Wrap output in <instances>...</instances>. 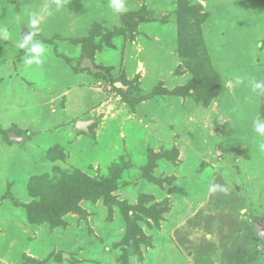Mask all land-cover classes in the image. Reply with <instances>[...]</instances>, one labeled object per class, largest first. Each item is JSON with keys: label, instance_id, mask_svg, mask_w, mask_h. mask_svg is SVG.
<instances>
[{"label": "rangeland", "instance_id": "1", "mask_svg": "<svg viewBox=\"0 0 264 264\" xmlns=\"http://www.w3.org/2000/svg\"><path fill=\"white\" fill-rule=\"evenodd\" d=\"M124 2L118 13L111 0H0V264H264V95L251 90L264 80V0ZM45 5L34 40L46 51L26 66L17 41ZM91 34L114 85L78 66ZM203 57L208 102L194 85ZM12 126L32 136L7 142ZM73 171L105 193L53 225L29 178ZM131 218L148 243L126 254Z\"/></svg>", "mask_w": 264, "mask_h": 264}, {"label": "trees", "instance_id": "2", "mask_svg": "<svg viewBox=\"0 0 264 264\" xmlns=\"http://www.w3.org/2000/svg\"><path fill=\"white\" fill-rule=\"evenodd\" d=\"M192 31V29L187 28L183 32L182 36H187L189 35V33H192ZM116 33L118 32H108L107 42L105 44L113 46L114 44L111 43V37L114 36ZM93 37L95 36L91 34L87 38V42L84 41V54L81 56V59L87 56L93 61V48L96 49L100 48L101 46L99 43H95L93 41ZM197 41L200 42V39L196 37L190 36V38L188 39V43L190 44L192 50H194L193 43L198 45ZM200 50L203 53L204 48L202 47V49L200 48ZM81 59L78 62V66L81 69H86L80 66ZM95 66L101 68L102 71L92 74L101 76L104 79L110 81L112 85H114L116 78L112 76L111 68L109 66H104L101 64H95ZM86 70L90 72L89 69ZM193 72L199 78V80L197 79L198 81H196L197 83L194 85H197V87L199 88V92L201 94L203 93L204 97L207 99L206 101L208 102L209 93H207L206 85L208 83L210 84V81L212 80L209 79V73H211V69H209V66L204 63V57L202 58L201 62H199V59L197 60V67L193 70ZM9 131H14L18 135H24L25 141L32 136L30 130H20L16 126H12L11 128L5 130V132L3 133V139L7 142H12L8 137ZM58 147H60V145L56 144L52 147V149L50 148V150H48L49 154L52 150ZM61 174L62 175L59 179L55 178L54 180L50 179L48 174L46 173L31 176L29 178L27 186L32 192V195L35 197H39L40 199L39 203L36 201L30 203L36 206L37 208L41 207L44 211V215H49L46 216V220L51 222L53 225L60 224L62 222L61 216L69 211L75 210L76 205L80 200H96L100 194L105 193L104 187H107V184L103 180H101L99 183L96 181H91L87 179L84 175H82L79 171H73L71 173L63 172ZM20 203L21 202L18 201V204ZM23 205L26 206L25 204ZM26 207H29V204ZM150 212L155 213V210L153 209V211ZM154 219H156V217ZM130 220V225L127 229L124 238V248L126 254L134 253L138 247V244L141 241L148 243L145 238H136V234L138 232L141 233V230L135 225L134 218H131Z\"/></svg>", "mask_w": 264, "mask_h": 264}, {"label": "clouds", "instance_id": "3", "mask_svg": "<svg viewBox=\"0 0 264 264\" xmlns=\"http://www.w3.org/2000/svg\"><path fill=\"white\" fill-rule=\"evenodd\" d=\"M57 7L60 6L59 0H56ZM116 12L122 13L127 11L126 5L124 0H111L110 5ZM30 28L31 31L29 34L24 35V37L17 41L18 47L20 49L25 50V57H24V64L26 66H30L32 64H41L42 63V56L45 54V46L39 40H34V35L39 29L40 24L43 22V19L46 16L52 15V11L48 5H45L40 12H31L30 14ZM0 36L3 38L8 39L10 38V33L6 28H0ZM30 54V55H29ZM234 81L236 85H239L243 82L240 76H235ZM252 92L256 93L257 95H264V80H256L251 84ZM254 131L258 133L261 137H264V121H261L257 118L254 122ZM260 149L264 150V143L260 144ZM217 190L221 192H226V188L224 186L215 184L209 188L210 192H216Z\"/></svg>", "mask_w": 264, "mask_h": 264}, {"label": "water", "instance_id": "4", "mask_svg": "<svg viewBox=\"0 0 264 264\" xmlns=\"http://www.w3.org/2000/svg\"><path fill=\"white\" fill-rule=\"evenodd\" d=\"M29 32L24 29L23 34H28ZM80 66L86 69H89L91 73H97L102 71L101 68L95 66V63L88 57H84L81 60ZM93 122V119H88V120H78L75 123V127L77 129L83 130L85 132L88 131V126ZM8 137L11 141H17L19 143H22L25 141V136L24 135H18L14 131H9L8 132ZM254 228L257 231V236L260 239L261 243L259 245V248L262 250V253L264 255V224L261 222H255L253 221ZM218 264V263H216Z\"/></svg>", "mask_w": 264, "mask_h": 264}, {"label": "crops", "instance_id": "5", "mask_svg": "<svg viewBox=\"0 0 264 264\" xmlns=\"http://www.w3.org/2000/svg\"><path fill=\"white\" fill-rule=\"evenodd\" d=\"M216 263H217V262H216ZM216 263H215V264H216ZM218 264H219V263H218Z\"/></svg>", "mask_w": 264, "mask_h": 264}]
</instances>
